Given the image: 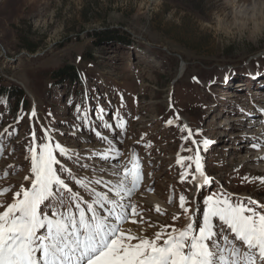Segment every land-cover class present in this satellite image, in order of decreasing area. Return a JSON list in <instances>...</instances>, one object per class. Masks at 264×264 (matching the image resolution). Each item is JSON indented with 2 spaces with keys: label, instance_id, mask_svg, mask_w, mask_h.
<instances>
[{
  "label": "rangeland",
  "instance_id": "obj_1",
  "mask_svg": "<svg viewBox=\"0 0 264 264\" xmlns=\"http://www.w3.org/2000/svg\"><path fill=\"white\" fill-rule=\"evenodd\" d=\"M68 64L78 72L70 91L50 77ZM0 78L4 86L21 87L28 102L17 112L0 102V187L27 186L32 124L38 137L41 125L51 126L56 140L85 162L101 164L90 153L107 145L76 119L77 104L90 105L93 119L99 104L109 122L115 123L117 109L126 121L124 129L99 130L110 138L120 134L114 143L122 155L114 163L137 153L143 181L133 199L154 225L173 223L180 193L191 198L192 185L179 182L176 164L178 153L189 155L181 145L193 147L180 138L183 120L193 132L201 130L197 140L211 141L201 151L202 163L219 184L206 186L203 194L223 185L264 203V184L256 179L264 172L247 160L264 149V0H0ZM33 107L32 122L25 116L15 123L21 110ZM170 118L172 125L166 123ZM10 125L17 129L11 137L4 132L12 131ZM245 176L249 181L242 182ZM157 230L148 228L147 234Z\"/></svg>",
  "mask_w": 264,
  "mask_h": 264
},
{
  "label": "snow or ice",
  "instance_id": "obj_2",
  "mask_svg": "<svg viewBox=\"0 0 264 264\" xmlns=\"http://www.w3.org/2000/svg\"><path fill=\"white\" fill-rule=\"evenodd\" d=\"M91 111L90 105L77 104L76 119L79 127L87 128L107 145L103 151L90 153V158L101 164L85 162L80 152L56 140L57 130L51 126L41 125L43 135L38 137L32 124L25 148V160L30 164L24 176L27 186L21 183L14 191V186L0 187V264H264V203L239 197L223 185L216 192L203 194L202 189L219 182L205 172L201 151L207 150L211 141L196 139L202 135L200 129L193 132L186 123L179 126L181 140L191 141L193 146L182 144L181 151L189 155L178 153L176 159L182 169L179 182L192 185L191 198L180 193L173 223L154 225L133 199L143 181L137 153L133 151L129 160L114 163L122 155L114 143L120 134L110 138L99 130L124 129V117L117 109L111 117L115 123L109 122L99 104L95 119ZM25 116L32 122L35 107L30 113L21 110L15 123ZM175 119H180L178 113ZM166 123L172 125L174 120ZM16 131L15 127L10 132L4 130L9 137ZM150 146L151 141L144 145ZM250 147L259 149L261 144ZM3 152L0 145V154ZM256 179L264 184V177ZM246 181L247 176L242 182ZM8 194L10 202L5 201ZM155 211L160 213V207ZM129 223L138 230L126 227ZM153 227L158 230L148 235L147 229Z\"/></svg>",
  "mask_w": 264,
  "mask_h": 264
},
{
  "label": "trees",
  "instance_id": "obj_3",
  "mask_svg": "<svg viewBox=\"0 0 264 264\" xmlns=\"http://www.w3.org/2000/svg\"><path fill=\"white\" fill-rule=\"evenodd\" d=\"M97 36L100 38L101 33ZM122 42L129 43L125 40ZM50 77L56 83L65 84L67 91H70L78 79V72L73 65L68 64L52 70L50 72ZM26 100L25 91L21 87L17 85L4 86L0 78V102L3 101V103H5L7 106H11L12 109L17 112L18 107L28 104Z\"/></svg>",
  "mask_w": 264,
  "mask_h": 264
},
{
  "label": "bare ground",
  "instance_id": "obj_4",
  "mask_svg": "<svg viewBox=\"0 0 264 264\" xmlns=\"http://www.w3.org/2000/svg\"><path fill=\"white\" fill-rule=\"evenodd\" d=\"M240 1V0H239ZM253 19V18H252ZM254 20L255 21H257L258 20V18H254ZM259 21V20H258ZM261 129V128H260ZM264 131V130H263ZM260 133V136L262 135H264V133H262V131H260L259 132ZM263 140L262 141H264V137H261ZM263 144H264V142H263ZM260 157H264V149L263 150H261V152L259 151V153H257V154H255V155H253L252 157H248V159L247 160H249V161H252L253 163H256V164H259L260 165V167L259 168H261V169H259L260 171H263L264 172V159H260ZM156 207V206H155Z\"/></svg>",
  "mask_w": 264,
  "mask_h": 264
},
{
  "label": "water",
  "instance_id": "obj_5",
  "mask_svg": "<svg viewBox=\"0 0 264 264\" xmlns=\"http://www.w3.org/2000/svg\"><path fill=\"white\" fill-rule=\"evenodd\" d=\"M183 123L185 124L186 122L183 120ZM187 124V123H186Z\"/></svg>",
  "mask_w": 264,
  "mask_h": 264
}]
</instances>
